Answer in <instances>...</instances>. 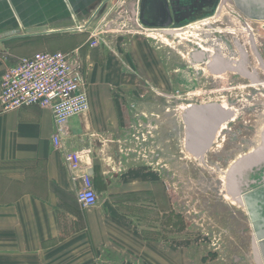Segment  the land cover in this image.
Returning <instances> with one entry per match:
<instances>
[{"label":"rangeland","instance_id":"1","mask_svg":"<svg viewBox=\"0 0 264 264\" xmlns=\"http://www.w3.org/2000/svg\"><path fill=\"white\" fill-rule=\"evenodd\" d=\"M250 17L232 0H222L211 16L162 31L133 21L116 5L83 34V53L98 52L101 67L94 84L81 58L87 90L107 91L121 111V156H105L110 166L116 163L112 173L119 174L118 167L148 168L162 189L157 206L132 211L147 240L145 255L93 251L84 264H263L255 245L261 253L257 237L264 236V222L254 224V207L251 215L249 202L234 205L223 185L229 165L252 149L264 126V20ZM95 39L99 44L91 48ZM200 42L209 48L204 53ZM221 103L235 109L230 120L207 149L190 151L185 113L193 105Z\"/></svg>","mask_w":264,"mask_h":264},{"label":"crops","instance_id":"2","mask_svg":"<svg viewBox=\"0 0 264 264\" xmlns=\"http://www.w3.org/2000/svg\"><path fill=\"white\" fill-rule=\"evenodd\" d=\"M118 3L0 0V77L21 56L78 49L94 83L101 76L98 52L83 53V34ZM247 9L254 10L247 13L253 17L264 12ZM88 99L89 110L70 120L65 141L73 150H90L97 201L87 209L75 199L80 181H72L62 152L52 146L51 111L33 105L0 108V264H84V256L102 250L145 255L147 240L132 211L157 206L161 186L153 171L141 166L118 167L119 174L112 173L116 163L110 166L105 156H121L116 144L121 111L103 89L92 87Z\"/></svg>","mask_w":264,"mask_h":264},{"label":"built area","instance_id":"3","mask_svg":"<svg viewBox=\"0 0 264 264\" xmlns=\"http://www.w3.org/2000/svg\"><path fill=\"white\" fill-rule=\"evenodd\" d=\"M118 2L119 8L126 13L135 7L136 15L132 20L138 23L140 0ZM98 44L96 39L89 42L91 48ZM86 76L87 68L78 49H73L38 51L21 56L14 64L6 67L0 77L1 110H16L33 105L51 111L54 124L52 146L62 152L72 181H80L75 199L84 209L97 201L92 175L88 173L92 169L90 150H73L65 145V141L70 120L89 110Z\"/></svg>","mask_w":264,"mask_h":264},{"label":"water","instance_id":"4","mask_svg":"<svg viewBox=\"0 0 264 264\" xmlns=\"http://www.w3.org/2000/svg\"><path fill=\"white\" fill-rule=\"evenodd\" d=\"M165 1L166 0H141L140 6L137 10V20L140 24L143 26L148 27V22L146 21V17L148 16H157L162 19L165 16L166 8H165ZM148 2V3H147ZM240 3V6L245 8H256L260 12L264 11V0H238ZM136 15V11H133L132 18L134 19ZM249 15V14H247ZM260 20H264V12L263 14H259L256 16ZM170 20L166 21H158L155 22L154 27L167 29L169 28ZM264 27V25H263ZM196 114H213L216 117L213 118H197V119H188L186 120L187 124V130L192 131V137L194 139L196 138L195 144H193L192 138H190V135H187V140L190 139V141H187V146L190 151L195 153H201L204 151L203 149L205 147H208L210 144L212 134L214 131V128L218 125V123L223 120L227 114L220 111L216 108L215 104L212 105H206V106H200L196 109ZM207 127V130L204 128ZM205 131V133H203ZM195 141V140H194ZM239 163V162H238ZM264 164V156H250L244 161H242L239 164H236L232 166L231 171L229 173L230 176V183H231V189L230 193L233 194V196H237L238 194L245 196V202L248 203V195L244 194V190L247 188L249 184V179L247 178V175H249L253 168L259 167L260 165ZM89 174H92V169L88 170ZM252 205H248L247 208L251 209ZM255 209V208H254ZM256 210V209H255ZM254 219V218H252ZM256 222H254L255 224ZM258 243L261 248L260 251L256 250V257L258 261H262V256L264 258V236L257 237ZM262 254V255H261Z\"/></svg>","mask_w":264,"mask_h":264},{"label":"flooded vegetation","instance_id":"5","mask_svg":"<svg viewBox=\"0 0 264 264\" xmlns=\"http://www.w3.org/2000/svg\"><path fill=\"white\" fill-rule=\"evenodd\" d=\"M232 2H234L235 7L242 14H244V16L247 13H254L251 9L245 10V8L241 7L238 0H232ZM140 3H141V0L139 2V6H140ZM221 3H222V0H166L165 1V8H166L165 16L162 19H160V17H157V16H148V17H146V21L149 24L148 27H153V28H157V27H154V25H153V24H155V22L166 21V20H170L169 28L180 27V26L188 24L194 20L211 16L214 12H216L218 10ZM248 16H251L250 18L252 19L254 15H248ZM201 42H203V41H201ZM201 42L199 44H201V46H202L203 44ZM199 44H198L199 52H203V53L206 52L207 50H204V51L202 50V48H205L204 45L201 48ZM251 45H253L252 42H251ZM211 51L213 52V50H211ZM217 56H220V55H217ZM189 60L191 61L190 56H189ZM224 62L227 63L229 61H224ZM192 63L194 64V62H192ZM221 63H222V61H221ZM215 65L218 66V60H217V63ZM222 104L223 103L216 104V105H219L220 108H222V110H224L225 112H228V114L223 120H221L218 123V125L216 126L217 129L214 128L212 138H213V135L217 133L219 128L224 123H226L230 120L231 114H233L235 112V109H232L226 103H225V106H223ZM198 107H200V106L193 105L185 113V120L197 119L200 117H203V118L216 117L213 114L201 115V114L194 113V112H196V109ZM186 135L191 136L190 138H192L193 144L197 143L196 138L194 139V137H192L193 134H192L191 130L190 131L187 130ZM212 138H211L210 143L212 142ZM188 140L190 141V139H188ZM256 141H255V143H256ZM205 149H207V147ZM249 176H250V178H248V179L250 182H249L247 188L245 189L244 194H249L248 195V202L250 204H252V206L256 209V212L258 214V217L253 219V223L254 222H264V167L253 168V170L249 174ZM263 264H264V262H263Z\"/></svg>","mask_w":264,"mask_h":264},{"label":"bare ground","instance_id":"6","mask_svg":"<svg viewBox=\"0 0 264 264\" xmlns=\"http://www.w3.org/2000/svg\"><path fill=\"white\" fill-rule=\"evenodd\" d=\"M258 11V10H257ZM254 12V10H253ZM216 18V17H215ZM220 20V19H219ZM264 25V23H263ZM162 31H179V28H167V29H161ZM249 37V36H248ZM167 39V38H166ZM202 39V37H200V40ZM247 42H250V41H247ZM251 43V42H250ZM200 47L202 48L203 45L201 46V44H199ZM209 48H202V50H208ZM213 67V66H212ZM223 106H225V103L222 104ZM216 108L219 109L220 111L224 112L225 114H228V112H225L224 110H222V108H220L219 105H216ZM264 122V121H263ZM260 130H258L257 132V141L256 143L254 144V146L252 147V149L248 152H246L244 155H241V156H238L236 158V160H234L230 165H229V168L226 172V174H224V177H223V185H224V188H225V195L227 196L228 200L230 202H232L234 205L238 206V207H242L244 205V202H245V196L244 195H240L238 194L237 196H233L231 193H230V189H231V183H230V179H229V173H230V167L236 165V164H239L241 163L242 161H244L245 159H247L248 157L250 156H261L264 154V147L262 144H264L262 141L264 139V126H262V124L260 125ZM259 135H261V137L259 138ZM195 144V143H194ZM206 148V147H205ZM204 148V149H205ZM239 162V163H238ZM232 190V189H231ZM249 214H253V211L252 209H250V213ZM255 248L256 250L258 249L257 246L255 245ZM258 251V250H257ZM260 263H262V261H260Z\"/></svg>","mask_w":264,"mask_h":264}]
</instances>
